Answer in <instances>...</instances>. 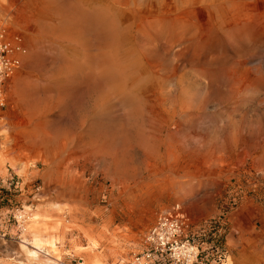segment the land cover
<instances>
[{
  "label": "rangeland",
  "instance_id": "1",
  "mask_svg": "<svg viewBox=\"0 0 264 264\" xmlns=\"http://www.w3.org/2000/svg\"><path fill=\"white\" fill-rule=\"evenodd\" d=\"M0 28V178L32 209L2 264H118L175 204L264 264V0H0Z\"/></svg>",
  "mask_w": 264,
  "mask_h": 264
},
{
  "label": "built area",
  "instance_id": "2",
  "mask_svg": "<svg viewBox=\"0 0 264 264\" xmlns=\"http://www.w3.org/2000/svg\"><path fill=\"white\" fill-rule=\"evenodd\" d=\"M23 51L21 36L8 37L0 28V105L4 100V80L19 68ZM22 188L16 176L0 178V240L8 237L6 227L9 221L18 232H22L31 216V204H9L12 189L20 191ZM32 188L37 191L38 186ZM189 225L180 214L179 205L175 204L171 210L160 214L147 230L143 237L144 247L118 264H222L226 258L224 215L206 220L196 230ZM57 264L61 262L58 260Z\"/></svg>",
  "mask_w": 264,
  "mask_h": 264
}]
</instances>
